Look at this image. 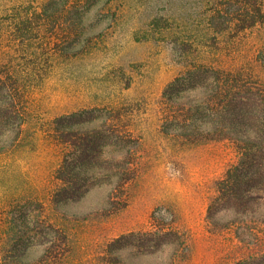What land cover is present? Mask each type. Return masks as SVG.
I'll list each match as a JSON object with an SVG mask.
<instances>
[{
    "label": "rangeland",
    "instance_id": "1",
    "mask_svg": "<svg viewBox=\"0 0 264 264\" xmlns=\"http://www.w3.org/2000/svg\"><path fill=\"white\" fill-rule=\"evenodd\" d=\"M46 1L0 0V62L20 63V71L28 67L7 47L12 33L5 22L18 4ZM223 2L115 0L86 15L91 44L83 54L47 53L45 32L37 49L21 46L19 54L35 51L37 74L20 75L22 128L18 134L4 130L0 139L5 246L17 237L15 226L37 222L51 223L67 236L66 244L56 239L47 264H231L248 249H264L262 227L255 223L244 225L253 228L251 236L238 238L232 224L240 220L226 210L218 225L207 221L208 210L218 208L215 183L237 161L231 141L195 139L215 126L211 116L185 121L184 110L195 96L200 92L206 99L209 91L181 95L175 104L164 97L190 65L242 67L254 65L251 58H264V24L232 40ZM71 114L76 127L70 132L101 136L102 154L87 157L89 166L80 171L86 179L80 183L86 188L82 196L54 203L61 185L54 173L62 157L76 161L80 155L53 132V121ZM18 124L14 119L4 126ZM160 230L176 236H168L167 246L150 248L146 235ZM17 243L5 264H37L44 258L37 241Z\"/></svg>",
    "mask_w": 264,
    "mask_h": 264
},
{
    "label": "trees",
    "instance_id": "2",
    "mask_svg": "<svg viewBox=\"0 0 264 264\" xmlns=\"http://www.w3.org/2000/svg\"><path fill=\"white\" fill-rule=\"evenodd\" d=\"M113 1L115 0H48L41 5L18 4L14 8L15 12L8 14L5 23H8L12 39L7 47L13 49L16 61H22L24 64L21 65L28 67L20 71V63L15 65L11 60L0 62V139H3L4 130H13L18 134L22 128L24 110L20 104L23 99L18 84L20 75L27 77L37 74L33 65L35 51L27 55L19 54L21 46L37 49L35 43L40 40L39 34L45 32L42 44L47 53H66L69 56L83 54L91 44V39L85 36L86 15L93 7L99 4L107 7ZM221 1H225L221 5L229 7L224 13L227 15L226 27L230 30L229 34H232V40L238 41L264 24V0ZM220 12L216 11L218 17ZM251 62L254 65L242 67H225L205 62L190 65L170 83L164 97L169 103L175 104L181 95L196 93L200 89L209 91L206 99L203 98L205 94L201 95L200 92L195 96L190 108L184 110L185 121L197 119L203 122L206 116H211L215 126H211L210 132L197 134L195 139L231 141L237 153V161L216 181L215 205L218 204V208L216 211L212 208L208 210L207 221L211 225H218L222 221L219 216L223 213L221 211L226 210L231 218L240 220L238 226L232 224L237 227L234 230L238 238L245 234L252 235L253 228L244 226L247 222L261 226L264 239V58H251ZM98 110L91 109L90 112ZM192 114L195 115L194 118ZM74 116L76 115H66L53 121V132L57 140L67 146H76L80 154L76 161L71 160L68 155L62 157L61 164L54 173L55 179L61 184L56 193H53L51 201L54 203L60 199L82 196L86 188L80 183L86 179L80 176V171L89 166L87 157L93 154L97 158L102 154V144L99 141L101 136L85 133L79 138L70 132L72 127H76L71 124ZM14 119L19 120L18 126H4ZM95 119L92 117V121ZM3 150L4 140H0V153ZM127 180L123 178L121 181L124 183ZM238 227L240 233L237 232ZM0 230V264L6 263L8 254L16 249L14 246L18 244V239L37 241L36 245L42 248L44 254V258L37 264H47L54 257L51 253L57 238L65 244L67 242V236L51 223L40 226L36 222L15 226L14 233L17 237L8 246L4 245V226H0ZM52 233L57 235L56 238ZM171 235L176 236V232L160 230L146 236L152 242L150 248L160 249L168 245L167 238ZM124 238H117L110 246L120 243ZM27 250L28 245H25L19 251L25 255ZM247 251L231 264H264V249Z\"/></svg>",
    "mask_w": 264,
    "mask_h": 264
}]
</instances>
